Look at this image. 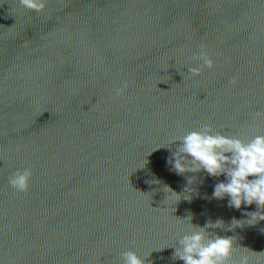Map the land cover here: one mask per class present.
<instances>
[{"label": "water", "instance_id": "water-1", "mask_svg": "<svg viewBox=\"0 0 264 264\" xmlns=\"http://www.w3.org/2000/svg\"><path fill=\"white\" fill-rule=\"evenodd\" d=\"M44 2L0 0V264H123L126 251L183 264L189 215L222 220L209 231L264 264V221L243 215L256 206L229 208L213 198L225 176L168 163L169 141L205 122L264 134V0ZM201 45L215 67L192 76ZM24 168L17 193L8 179Z\"/></svg>", "mask_w": 264, "mask_h": 264}, {"label": "clouds", "instance_id": "clouds-1", "mask_svg": "<svg viewBox=\"0 0 264 264\" xmlns=\"http://www.w3.org/2000/svg\"><path fill=\"white\" fill-rule=\"evenodd\" d=\"M19 3L37 14L43 12L46 7L44 0H19ZM193 59L202 61V64L200 68L189 69L192 76H200L205 68L212 70L215 67L214 60L204 45H201L199 54ZM237 83L236 78L229 81L232 86ZM127 88L128 84L125 82L123 87L115 89L116 96H123ZM176 142H179V145L168 160L176 174L183 176L203 171L213 178L225 176L226 182L215 184L213 198H227L228 207L236 210L255 205L256 211L243 213L248 218L247 221L252 222L248 224L255 225L264 221V134H256L251 138H247L244 133L225 134L205 122L182 136L173 137L169 144ZM194 177L190 178L188 183ZM32 178V169L24 168L14 172L9 177L8 184L17 193H27ZM168 190L172 192L170 188ZM172 193L181 197L175 192ZM186 220L188 230L174 248V260L183 261V264H251L249 255L237 253V247L248 252H252L251 250L237 245L234 237H221L209 231L222 229V220L215 223L208 221L203 227L193 225L191 215ZM232 225L240 227L242 223L234 218ZM121 258L123 264H145V260L133 251L122 253Z\"/></svg>", "mask_w": 264, "mask_h": 264}]
</instances>
